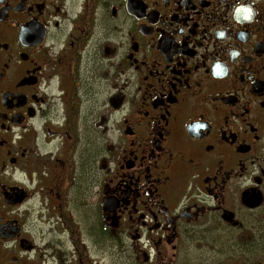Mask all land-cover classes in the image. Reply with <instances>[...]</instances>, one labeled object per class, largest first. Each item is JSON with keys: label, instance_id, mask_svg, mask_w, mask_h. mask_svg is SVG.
Instances as JSON below:
<instances>
[{"label": "flooded vegetation", "instance_id": "obj_1", "mask_svg": "<svg viewBox=\"0 0 264 264\" xmlns=\"http://www.w3.org/2000/svg\"><path fill=\"white\" fill-rule=\"evenodd\" d=\"M225 231L264 247V0H0V264Z\"/></svg>", "mask_w": 264, "mask_h": 264}, {"label": "rangeland", "instance_id": "obj_2", "mask_svg": "<svg viewBox=\"0 0 264 264\" xmlns=\"http://www.w3.org/2000/svg\"><path fill=\"white\" fill-rule=\"evenodd\" d=\"M89 151L90 146H89ZM34 217L31 215L29 226L34 232ZM232 232H218L209 236L197 246H187L177 252L175 264H258L261 262V235L241 237ZM51 237V235L49 236ZM248 238V240L246 239ZM105 264H117L116 255L106 250ZM121 264H129L122 255Z\"/></svg>", "mask_w": 264, "mask_h": 264}]
</instances>
